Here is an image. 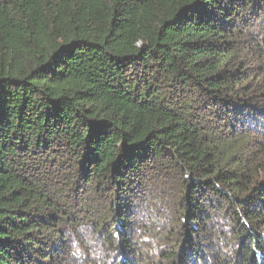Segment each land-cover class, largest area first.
Segmentation results:
<instances>
[{
	"label": "trees",
	"instance_id": "obj_1",
	"mask_svg": "<svg viewBox=\"0 0 264 264\" xmlns=\"http://www.w3.org/2000/svg\"><path fill=\"white\" fill-rule=\"evenodd\" d=\"M0 264H264V0H0Z\"/></svg>",
	"mask_w": 264,
	"mask_h": 264
},
{
	"label": "rangeland",
	"instance_id": "obj_2",
	"mask_svg": "<svg viewBox=\"0 0 264 264\" xmlns=\"http://www.w3.org/2000/svg\"><path fill=\"white\" fill-rule=\"evenodd\" d=\"M63 175H64V173H63ZM63 175L61 176L62 178L64 177ZM61 177H60L59 181H61ZM72 195H73V197H71L70 202H71V204L74 203L73 205L75 207H78V205L83 204L82 202H85L87 200L92 201V198H94V196L91 193L89 194V192L88 193L80 192L79 197L77 196L78 192H73L70 196H72ZM146 200L149 202L151 199L148 196V198ZM80 209L81 208H78V210H75V215H79V217H81L82 214H84V215L87 214L88 217L86 218V221H88V223L90 224L91 223L90 219L92 217V214L85 213ZM145 213L147 214V217L151 216V217H155L156 220H159V217L155 216L153 213L151 214L150 212H147V211ZM89 224L84 225L81 229L84 237L89 238V240H90V242L88 243L89 247L87 249L90 250V252H92V254H100L101 257L106 258V256H108V252L106 251L107 249L103 246L104 244H102L101 242H96V240H94V238L91 237V227ZM138 237H139L138 238L139 240L142 238V236L140 234ZM153 241L154 240L151 237L148 240H144L143 243L142 242L141 243L144 244L145 247H149L150 245H152ZM76 244H78V243H76ZM79 250H80V247H79ZM79 250H78V252H79ZM80 252H81V250H80ZM82 254H85L83 256H86V251L81 252V255Z\"/></svg>",
	"mask_w": 264,
	"mask_h": 264
}]
</instances>
